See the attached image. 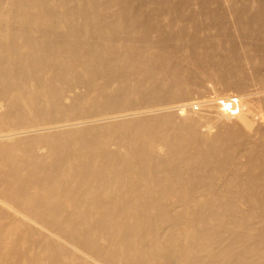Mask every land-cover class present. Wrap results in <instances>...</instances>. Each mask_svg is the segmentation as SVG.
I'll return each instance as SVG.
<instances>
[{
	"label": "bare ground",
	"instance_id": "6f19581e",
	"mask_svg": "<svg viewBox=\"0 0 264 264\" xmlns=\"http://www.w3.org/2000/svg\"><path fill=\"white\" fill-rule=\"evenodd\" d=\"M189 1L0 0V264H264V81L234 115L226 86L202 116L156 106L188 64L264 75L189 30Z\"/></svg>",
	"mask_w": 264,
	"mask_h": 264
},
{
	"label": "rangeland",
	"instance_id": "374dc122",
	"mask_svg": "<svg viewBox=\"0 0 264 264\" xmlns=\"http://www.w3.org/2000/svg\"><path fill=\"white\" fill-rule=\"evenodd\" d=\"M163 1H170V0H163ZM187 4H188V6H186L187 8L182 7L185 8L182 10L175 7L173 12L176 14V11H179L181 13L182 20L183 21L186 20L187 22H190V24H192L191 26H189L188 28L189 30H195L197 27L198 28L197 30L200 32V34L206 35V33H208L207 35H209L211 38V42H212L211 44L214 43L213 35L216 36V32L219 30V34L224 38V40L222 44L223 49H218L217 52L222 53L224 50H225V54L227 50L229 52L230 45L228 44V41L231 43V46L233 47L232 49H235L236 51V52L233 51L235 54L232 52L234 56L233 55L231 56L233 57L229 56L230 60L229 57L226 58L231 63H233L232 61L234 59L235 60L237 59L236 62L234 60L235 64L233 63V65L228 61L231 66H234L239 62H241L245 70V69H250L252 67V64L258 62L260 67L261 66L264 67V61L259 59V56L256 58H252V57L250 58L244 54L245 46H249V47L252 46L254 48L259 47L260 49L264 48V25L258 31V34L260 35L258 37H252L249 26L246 25L248 23L247 17L250 16L255 17L254 18L255 20H260V22L261 21L264 22V0H190ZM167 8L168 6L149 7L146 8V11L153 12V14L151 15L157 17L159 13H162L161 12L162 10H167ZM162 18L163 17H161V19ZM161 19L159 21L160 23H161ZM165 20H167V18ZM217 27L218 30H216ZM168 29L169 27H167V30ZM175 29L177 28L175 27ZM213 29L215 30V32H212L214 31ZM251 52L252 54H254L252 50ZM219 55L221 56V54ZM253 57H255V55H253ZM185 69L188 71L186 75H188V79H190V82L184 85L180 90L170 92L171 95L168 96L165 95L166 97L164 98L166 99H162V101L161 100L158 101L157 105L156 102L152 104L150 103L151 107L154 104L153 106L154 108H156V106L157 107L159 106V108L162 107V108L172 109L173 107L176 108L177 106L182 105L183 106L182 109H184V111L193 113L194 115L196 114L202 116L207 114L206 105H205L206 100L210 95L213 94L212 91H214V89L217 86H226L229 87L230 89L229 88L226 89L223 87L224 89H226V91L221 92V94L218 95L216 100L218 99L221 100L220 98H226L231 95L237 96L240 100L239 96L245 97L249 93L250 95L251 93H253L255 88L254 86L255 81H259V80L264 81V75H260L259 77H256L255 75H253L248 71L247 72L248 76L245 73V77L247 76L246 81L245 79L243 80V83L244 81L246 82V84L244 83L245 85L243 84L242 86L231 87L226 85L225 83L219 85L215 80H213L212 78L206 75L194 74L195 68L194 66H192V64H188ZM176 76L177 74L171 73L170 74L171 81L175 82ZM180 79H181V75H180ZM185 87L187 88V92L183 95L182 89ZM166 93L167 92H165V94ZM253 101L255 102L256 100L254 99ZM159 102L160 104H158ZM183 103L185 106L183 105ZM213 109H215V107ZM201 124L205 125V123L202 122ZM201 124L200 126L202 127L203 125ZM209 126H210L209 133L211 134L215 133L218 130V126L214 123H210ZM201 127H200L201 130L205 128V126H203L202 128ZM259 205L264 207V203H259ZM241 207L244 208V206L242 205Z\"/></svg>",
	"mask_w": 264,
	"mask_h": 264
},
{
	"label": "built area",
	"instance_id": "2783aa9c",
	"mask_svg": "<svg viewBox=\"0 0 264 264\" xmlns=\"http://www.w3.org/2000/svg\"><path fill=\"white\" fill-rule=\"evenodd\" d=\"M218 107L225 113L234 115L239 111V99L235 95L222 98L218 102Z\"/></svg>",
	"mask_w": 264,
	"mask_h": 264
}]
</instances>
